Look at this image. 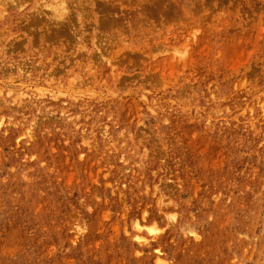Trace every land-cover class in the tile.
Listing matches in <instances>:
<instances>
[{"label": "rangeland", "instance_id": "obj_1", "mask_svg": "<svg viewBox=\"0 0 264 264\" xmlns=\"http://www.w3.org/2000/svg\"><path fill=\"white\" fill-rule=\"evenodd\" d=\"M100 9L0 0V264H264V0Z\"/></svg>", "mask_w": 264, "mask_h": 264}, {"label": "bare ground", "instance_id": "obj_2", "mask_svg": "<svg viewBox=\"0 0 264 264\" xmlns=\"http://www.w3.org/2000/svg\"><path fill=\"white\" fill-rule=\"evenodd\" d=\"M51 3V6H53V14L54 16L58 17V16H62L63 11L67 8V6H69L70 4L74 5V6H80V5H89L90 9H91V13L93 14V17H95V21H97V16L93 13V7H101L100 11L104 9V5L106 3H116L117 0H115V2H112L111 0H49ZM136 1H145V0H136ZM120 6L123 5V3H118ZM143 4H145V6H141L139 10L141 9V12L145 11V7H146V2H143ZM142 7V8H141ZM108 9L111 8V6L107 7ZM108 12V11H107ZM103 21H109V17L107 16H102ZM59 24V22H58ZM63 23V27H64ZM175 219V216L172 215V213L169 215L168 217V221H166V223L164 224V226L168 225L169 223H172ZM136 228L138 229L137 231L134 232V236L136 237V239L138 240V243H140L141 245H144L146 243H150V239L149 237H146L144 235L150 233L151 236L154 234L155 230H159L160 228H152V227H148L145 231L141 230L139 231V228H141V225H136ZM157 262L160 260V256H155Z\"/></svg>", "mask_w": 264, "mask_h": 264}]
</instances>
